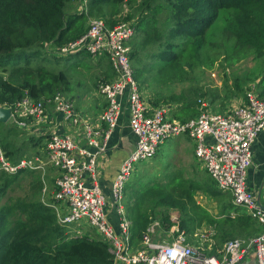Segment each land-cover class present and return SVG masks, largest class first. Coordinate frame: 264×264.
Segmentation results:
<instances>
[{"label": "trees", "instance_id": "1", "mask_svg": "<svg viewBox=\"0 0 264 264\" xmlns=\"http://www.w3.org/2000/svg\"><path fill=\"white\" fill-rule=\"evenodd\" d=\"M86 1L88 12L87 6L77 9L82 0H0V65L10 66L6 75L0 74L1 105L14 107L25 95L34 99H48L57 92H68V76L63 69L55 68L54 65L60 63L67 68L70 64L67 66L66 62L84 51L65 57L48 48H58L82 35L87 28L85 21L88 16L97 12L99 7L109 5L117 9L123 3L131 6L137 2ZM136 8L137 13H128L118 19L108 17L104 10L100 12L109 25L118 21L133 23L130 58L134 77L144 70L152 71L156 59L171 63L185 49L191 54L199 53L205 32L216 20L220 9H230L233 13L225 24V30L234 36L239 45L250 47L259 54L264 52V0H140ZM45 45H49L48 51H45ZM75 64H78L77 58ZM104 74L96 85L112 77L108 73ZM183 75H187L186 71H183ZM252 83L259 98L264 99V72L258 82ZM138 86L142 88L140 84ZM235 86L243 90L237 81ZM218 98L216 89L190 86L179 93L158 95L151 106L156 108L175 104L172 118L184 121L199 114V100L206 103L209 100V108ZM220 102L223 106L224 101ZM6 124L0 122V149L11 162L30 157L43 148V137L19 129L14 124ZM24 133L30 136L20 138L19 134L24 136ZM37 172L41 174L30 169H21L15 174L0 172V198L20 173L27 175ZM34 182L38 191H41L43 181L40 177ZM190 182L176 184L184 190V200L165 187L153 185L139 189L132 203L129 195L130 204H125V186L123 206L131 222L133 248L140 246L143 233L153 221H158L160 227L166 230L170 229L172 222L166 208L179 210V228L188 235L193 234L203 223L217 226L216 219L192 199L194 187ZM216 189L215 193L220 192ZM49 201L51 199H36L0 207V264H115L107 242L98 233L95 237L89 232H74L71 235L70 225L58 223ZM157 208H160L158 213ZM222 209L224 213L221 215L228 211L224 222L232 225L235 220L240 230L246 233L244 237L249 238L261 231L259 226H253V218L234 205L232 200ZM231 211L234 214L231 215ZM218 230L221 239L218 243L237 237L222 227Z\"/></svg>", "mask_w": 264, "mask_h": 264}, {"label": "built area", "instance_id": "2", "mask_svg": "<svg viewBox=\"0 0 264 264\" xmlns=\"http://www.w3.org/2000/svg\"><path fill=\"white\" fill-rule=\"evenodd\" d=\"M133 33L131 21L109 25L103 18H91L82 35L58 48H48L60 56L81 51L93 57L105 56L113 74L108 81L97 85L105 105L93 121L80 113L73 100L62 92L48 99L25 95L14 107L1 105L10 108L8 120L16 127L46 136L41 150L15 163L0 149V172L15 174L30 169L44 176L47 167H52L56 175L49 206L55 210L58 223L82 222L93 228L107 242L115 263L239 264L253 252L256 264H264V231L247 239H228L213 248V236L203 238L201 234L199 243H193L177 224L168 231L167 241L156 242L151 237L152 226L143 233L138 248L131 246V222L123 206L125 182L134 163L151 159L161 143L180 135L194 139L195 157L216 187L229 193L232 203L243 208L256 222L264 224V207L246 184L252 144L257 133L264 129V99L257 95L255 85H249L242 102L224 112L211 111L208 103L199 100V114L195 117L184 121L169 117L164 107L150 108L143 99L131 65ZM124 104L135 145L110 184V205L116 214L113 225L106 212L109 197L98 182V159L109 148ZM51 110L74 132H48L44 123Z\"/></svg>", "mask_w": 264, "mask_h": 264}, {"label": "rangeland", "instance_id": "3", "mask_svg": "<svg viewBox=\"0 0 264 264\" xmlns=\"http://www.w3.org/2000/svg\"><path fill=\"white\" fill-rule=\"evenodd\" d=\"M139 1L137 0L131 6L128 3H123L117 9L109 5L99 7L97 12L88 16L85 26H87L91 18H102L103 16H101L100 12L103 10L107 12L108 17L116 19L128 13H137L136 5ZM81 6H87V12L89 11L86 0H82L81 5L77 9L81 8ZM232 15L233 13L230 9H220L218 11L216 20L205 32L204 43L199 53L191 54L189 50L185 49L179 52L181 54L179 55L178 53L171 63H167V61L161 62L160 59H156L154 61L156 64L153 66L152 71L144 70L142 74L135 77L137 83L142 87L140 91L147 106L156 100L158 95L167 96L170 93H179L190 86L216 89L219 98L209 107L211 111L222 112L224 109L231 107V105H237L241 98H244L246 87L253 84L252 82L254 81L258 82L260 75L264 72V52L259 54L250 47L239 45L234 36L225 30V24ZM48 46H44L45 51H48ZM145 53L146 55L149 54ZM142 55L141 58L143 60ZM76 58L78 64H75ZM62 61L64 60L62 59ZM107 61L101 56L93 57L86 52H82L79 56L71 57L66 62L67 66L70 64L67 68L63 67L60 63L54 65L55 68L63 69L69 78L70 90L68 92L65 91L64 95L71 98L75 104L74 100L78 101L79 97L84 101V97L90 94V96L99 94L98 84L96 85L98 79L103 77L107 71H112ZM45 62L47 63V61ZM139 64L141 65V63ZM144 65L146 67V61ZM9 69L10 66L8 64L0 65V74L6 75ZM183 71H186L187 75L184 76ZM236 81L238 86L242 87L243 90L237 89L235 86ZM220 101H224L223 106ZM162 107L168 111L167 116L172 117V110H174L175 104H166ZM4 123L12 126L9 120ZM19 136L22 139H26L30 135L24 133V136L23 134H19ZM179 137L174 136L166 139L159 145L155 155L151 159L134 163L133 170L125 182V186H127L125 204H130L128 200L129 195L132 203L137 197L139 189L153 185L165 187L167 190H171L174 195L182 196L181 199L184 200L186 198L185 192L181 187L176 186V184L191 181L190 183L194 187L192 199L215 218L217 223V226L213 225V223H203L196 232L198 233V237L194 236V239L199 240L201 234L203 238L205 235L210 234L211 237L213 236V248L219 247L221 244L217 242L221 240L219 239V227L232 231L234 235L242 239L246 233L240 230L238 227L239 223L235 220V223L232 225L224 222V216L228 211L224 215H221L224 213L222 207L231 202L230 194L222 191L215 193L217 189L214 182L199 164L183 158L177 152L176 145ZM48 170L43 174L45 177L41 174L39 175L38 172V174L27 175L20 173L18 178L7 188L4 195L0 198V207L36 199L48 201L51 197L50 191H53L52 189L54 188V180L49 173L50 170ZM38 177L43 181L41 191H38L37 185L34 182ZM166 209L169 211L171 222H179L181 215L179 210ZM241 209L244 211L243 208ZM159 210L160 208H157L156 212L158 213ZM232 213L234 214L233 211H231V215ZM159 215L162 216L161 214ZM154 224L152 226L155 233L152 235V240L159 243L167 241L168 236L164 234L167 230L163 226L160 227L159 224ZM253 226H259L261 229L264 227V225L259 224L255 220L253 221ZM69 231L71 235L74 232H89L92 237L98 235L93 228L82 222L71 224Z\"/></svg>", "mask_w": 264, "mask_h": 264}, {"label": "crops", "instance_id": "4", "mask_svg": "<svg viewBox=\"0 0 264 264\" xmlns=\"http://www.w3.org/2000/svg\"><path fill=\"white\" fill-rule=\"evenodd\" d=\"M110 72L112 73V71H109V72L107 71L106 73H108L109 75L112 76L113 74H110ZM90 95H88L87 97H84V101H82V99L80 97H79L78 101L77 100H74V101H75L77 110L80 113H82L86 118H90L93 121V120H95L96 115L103 109L105 103L99 94H94V96L93 95L90 96ZM124 99L125 98L123 97L122 98L123 102H124ZM242 100H243V98H241V100L237 104L242 102ZM208 105H209V102H208ZM232 106H235V104L231 105V107ZM148 107L154 108L151 106V103H150V105H148ZM227 109H224V111H226ZM224 111H222V112H224ZM49 114L50 115H48L49 117H48L46 123H44V126L48 132L49 131H55V132H59V133L74 132L73 128H71L70 126H66V125L61 123L60 116L56 112H53V110H51V111H49ZM32 134H36V136H41L44 138L46 136V134H41V133H32ZM180 136H182V137L176 136V137H179L177 145L175 144L177 152L179 154H181V156L183 158H186L187 160L198 163L199 166L207 173V171L205 170L202 163L198 159H196V157H195V154H194L195 141H194V139H192L186 135H180ZM134 145H135V135L132 133V131L129 128L128 108L124 104L122 113H121V115L118 119V122H117V126L114 128L113 133L111 135V139L109 141V148L98 159V171H99V175H98L99 181L98 182H99L100 187L103 189L104 193L106 194V196L109 197V198H107L108 202H107L106 212H107V215H108L110 222L113 225H116V214L114 212V209L110 205V184L112 183L121 162L133 150ZM251 161H252V163L248 167L247 172H246V184H247V187L255 194V196L258 199V201L260 202V204L264 207V129L260 130L257 133V136H256V138L252 144ZM48 169L50 170L49 173L52 175V178L54 180L56 172L53 170L52 167H47L46 171ZM208 176L210 177L209 174H208ZM86 178H87V181L89 182L87 174H86ZM210 179L214 182V180L211 177H210ZM214 185L216 186L215 182H214ZM52 190L54 191V188ZM53 191H50L51 196H52ZM50 194H49V196H50ZM123 204H124V202H123ZM154 223L156 225L159 224L158 221H153V223H151L149 227H152V225ZM176 224L179 227V222L172 223V226L176 225ZM261 225H264V224H261ZM169 230H167L164 233L165 236H168V238H170V234L168 232ZM197 230H199V229H196L195 232L191 235H188L185 233L188 236V238L190 239V241L193 243H196V242L199 243L198 240L194 239L195 234H197L196 233ZM262 231H264V227L258 233H260ZM154 233H155V230L153 228V232L151 233V237ZM258 233L254 234L252 236L257 235ZM252 236H250V237H252ZM236 238L241 239L239 237H236ZM243 238L247 239L248 237L243 236L242 239ZM232 239H234V238H232ZM221 244L219 245V247L221 246ZM115 264H120V263H115ZM239 264H256V259H255L254 253L250 252L242 261H240Z\"/></svg>", "mask_w": 264, "mask_h": 264}, {"label": "water", "instance_id": "5", "mask_svg": "<svg viewBox=\"0 0 264 264\" xmlns=\"http://www.w3.org/2000/svg\"><path fill=\"white\" fill-rule=\"evenodd\" d=\"M10 116V108L0 106V122H7Z\"/></svg>", "mask_w": 264, "mask_h": 264}, {"label": "bare ground", "instance_id": "6", "mask_svg": "<svg viewBox=\"0 0 264 264\" xmlns=\"http://www.w3.org/2000/svg\"><path fill=\"white\" fill-rule=\"evenodd\" d=\"M87 29V28H86Z\"/></svg>", "mask_w": 264, "mask_h": 264}]
</instances>
